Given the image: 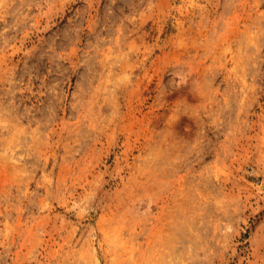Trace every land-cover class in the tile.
<instances>
[{
  "label": "rangeland",
  "instance_id": "rangeland-1",
  "mask_svg": "<svg viewBox=\"0 0 264 264\" xmlns=\"http://www.w3.org/2000/svg\"><path fill=\"white\" fill-rule=\"evenodd\" d=\"M0 264H264V0H0Z\"/></svg>",
  "mask_w": 264,
  "mask_h": 264
}]
</instances>
